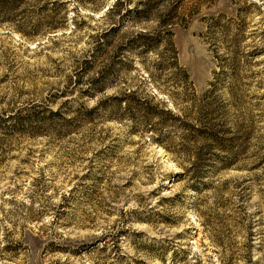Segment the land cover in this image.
<instances>
[{"label":"rangeland","instance_id":"rangeland-1","mask_svg":"<svg viewBox=\"0 0 264 264\" xmlns=\"http://www.w3.org/2000/svg\"><path fill=\"white\" fill-rule=\"evenodd\" d=\"M116 1L0 4V264H264V0H152L95 49ZM139 31L157 50L112 59ZM126 91L161 120L89 113ZM192 103L223 113L227 152L152 130Z\"/></svg>","mask_w":264,"mask_h":264},{"label":"trees","instance_id":"trees-1","mask_svg":"<svg viewBox=\"0 0 264 264\" xmlns=\"http://www.w3.org/2000/svg\"><path fill=\"white\" fill-rule=\"evenodd\" d=\"M1 2L3 3L4 0H0V4ZM123 3L124 2H122L121 0H117L116 3L107 10L112 25L104 33L97 35L95 49L105 48L107 45H109L111 40L110 36L121 29L124 22L123 20L126 17L133 19V22L135 23H147L152 20L155 8H157L152 0L140 1L132 9L124 8L125 4ZM171 28L172 26L167 27L169 39H167L166 42L167 45H169L175 52L174 44L171 38V36L173 35L172 31H170ZM157 32L158 31H139L135 33V36H132L127 41H123V43H121L117 47L115 56H113L112 59L115 60L116 57L120 58L119 55L122 51L125 52L122 53V58L124 59L126 55L130 56L134 53L144 54L157 50L159 46V42L157 41L159 35L157 37L155 36ZM120 49L122 50L120 51ZM94 58L95 54H93L92 57L90 56L85 58L84 61L86 63H90ZM114 63L115 62L113 61L112 66L114 65ZM176 65L178 66V64ZM100 81L101 80L98 79L96 85L99 89H102ZM79 82L80 78H77V81L74 83V88L79 85ZM210 86L211 88L206 92L205 98L207 96L214 97L218 93L219 89L223 86V84L219 83L217 80H214L210 84ZM85 93H88V91L85 90ZM96 100L97 102L95 106L89 110V113L105 112V114H115L118 112H124V114L129 116L132 121L135 122L137 119V121H139L140 123L147 124H149L153 120H161L160 114H162V112H158V106L151 104L149 98L145 99L143 97H140L134 91H126L116 97L99 98ZM182 100L184 101V99ZM194 100L195 98L191 101L193 102ZM48 109L49 112L52 113L50 107ZM163 114L170 116L172 120L170 122H166L167 120L161 121L158 125L160 127L159 129H152L155 133L158 134V137L163 138L164 133H162V130L169 129L173 130L172 133H181V135L185 139L189 140L191 138L201 142L202 144H207L210 151L218 150L220 151V154L227 152L224 149H227L224 141L226 140L230 129H228L227 127V119L223 117V113H221L218 107H213V105L208 103L201 105L192 103V110L189 114L180 112L175 113L168 108H166V111L163 112ZM4 117L5 116L1 118V123L9 122L14 118L13 115H6V117ZM14 126L16 127L17 125ZM192 189L198 190L197 185H192Z\"/></svg>","mask_w":264,"mask_h":264}]
</instances>
